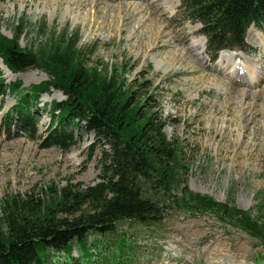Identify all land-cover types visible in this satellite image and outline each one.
Masks as SVG:
<instances>
[{
  "label": "rangeland",
  "instance_id": "374dc122",
  "mask_svg": "<svg viewBox=\"0 0 264 264\" xmlns=\"http://www.w3.org/2000/svg\"><path fill=\"white\" fill-rule=\"evenodd\" d=\"M168 2L0 0V33L10 39L22 26L18 44L34 52L52 37L75 39L86 69L115 74L138 96L152 97L149 109L157 111L167 141L180 150L183 171L172 196L180 198L186 189L264 220V27L248 29L245 50H232L241 55L222 53L210 62L201 25L186 18L181 0ZM203 44V52L196 50ZM233 55L238 58L222 59ZM256 66L257 81L233 77L237 67L246 74ZM0 78L6 84L19 80L15 93L21 96L47 80L37 70L12 74L1 60ZM49 92L31 108L36 123L27 133L32 136L18 125L10 131L3 127L15 94L0 102V201L13 195L44 198L50 194L47 188L80 184L84 189L99 181L102 149L110 152L107 142L95 147L89 159L94 135L71 128L73 142L67 149L42 148L53 121L46 109L65 101L60 92ZM162 200L165 208L157 225H117L129 247L121 256L117 235H91L83 246L74 244L72 258L91 251L90 264L125 263L128 257L127 264H264V248L231 220L186 212ZM59 261L66 262L64 257ZM82 263L87 264L84 258Z\"/></svg>",
  "mask_w": 264,
  "mask_h": 264
},
{
  "label": "trees",
  "instance_id": "16d2710c",
  "mask_svg": "<svg viewBox=\"0 0 264 264\" xmlns=\"http://www.w3.org/2000/svg\"><path fill=\"white\" fill-rule=\"evenodd\" d=\"M181 9L189 21L201 25L210 62L222 51L245 50L250 26L264 27V0H181ZM16 31L10 39L0 33L3 66L12 74L37 70L47 80L21 96L15 93L22 85L19 80L6 84L0 78V102L15 94L5 128L9 130L16 117L19 128L29 134L36 123L31 113L34 101L54 90L65 101L52 102L46 109L53 121L42 148L67 149L73 142L71 128H80L85 135H94L89 159L95 147L103 148V142L110 152L102 149L101 173L94 186L47 188L50 194L44 198L13 195L0 201V264H62L61 257L66 260L63 264L73 260L83 264V258L90 264L91 251L80 253L79 260L71 254L74 244L83 246L91 235H117L121 256L129 247L117 225H157L164 213L163 198L186 212L221 215L264 248V220L253 219L250 211L229 208L186 189L180 198L171 195L183 171L180 150L167 141L166 124L157 111L149 109L151 96H138L115 74L101 76L86 69L75 39L52 37L34 52L18 44L22 26L17 25ZM153 189L159 192L154 194ZM104 252L101 257L106 258ZM129 261L128 257L125 263L114 260L112 264Z\"/></svg>",
  "mask_w": 264,
  "mask_h": 264
},
{
  "label": "bare ground",
  "instance_id": "6f19581e",
  "mask_svg": "<svg viewBox=\"0 0 264 264\" xmlns=\"http://www.w3.org/2000/svg\"><path fill=\"white\" fill-rule=\"evenodd\" d=\"M170 5H172V0H169V2H168ZM196 50H198L199 52L201 51V52H203L204 51V44H203V46L202 47H198ZM194 53H195V51H194ZM222 53H229V54H234V55H241V54H235V53H231V52H222ZM221 53V54H222ZM222 56V59H224V60H228V59H230L231 57L233 58V59H236V58H238V57H235V56ZM220 56V55H219ZM243 56V55H242ZM219 58V57H218ZM222 59H219V62H221L222 61ZM238 60V59H237ZM239 61V60H238ZM242 64H240V67H243V65H245L246 63L244 62V60H241L240 61ZM259 68V66H256V67H254V72H246V74H243V73H241L240 72V68L239 67H237L236 68V70H234V78L235 79H254V80H256L257 81V79H258V72H257V69ZM242 75V77L243 78H238L239 76H241ZM25 77H28V75H25Z\"/></svg>",
  "mask_w": 264,
  "mask_h": 264
}]
</instances>
